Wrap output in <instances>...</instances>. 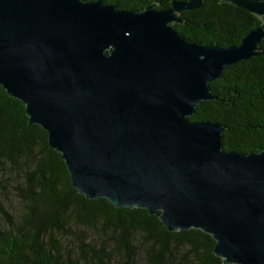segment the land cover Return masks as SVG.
Returning a JSON list of instances; mask_svg holds the SVG:
<instances>
[{"label": "water", "instance_id": "water-1", "mask_svg": "<svg viewBox=\"0 0 264 264\" xmlns=\"http://www.w3.org/2000/svg\"><path fill=\"white\" fill-rule=\"evenodd\" d=\"M260 20L237 46L182 40L202 0L141 11L99 0H0V88L46 134L85 200L141 209L168 233L200 231L223 264H264V150H222L189 121L222 72L264 49V1L220 0Z\"/></svg>", "mask_w": 264, "mask_h": 264}, {"label": "trees", "instance_id": "trees-1", "mask_svg": "<svg viewBox=\"0 0 264 264\" xmlns=\"http://www.w3.org/2000/svg\"><path fill=\"white\" fill-rule=\"evenodd\" d=\"M99 1L141 11L184 0ZM202 2V12L178 15L185 27L174 30L186 42L237 46L260 24L220 0ZM208 87L216 104L196 106V118L188 120L225 127L222 150H264V54L223 71L222 81ZM212 244L198 230L168 233L144 210L80 198L45 132L28 125L21 103L0 88V264H223Z\"/></svg>", "mask_w": 264, "mask_h": 264}, {"label": "rangeland", "instance_id": "rangeland-1", "mask_svg": "<svg viewBox=\"0 0 264 264\" xmlns=\"http://www.w3.org/2000/svg\"><path fill=\"white\" fill-rule=\"evenodd\" d=\"M263 26H264V23H263Z\"/></svg>", "mask_w": 264, "mask_h": 264}]
</instances>
